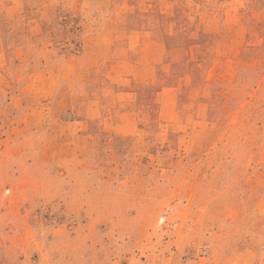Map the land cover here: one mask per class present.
<instances>
[{"label":"rangeland","instance_id":"rangeland-1","mask_svg":"<svg viewBox=\"0 0 264 264\" xmlns=\"http://www.w3.org/2000/svg\"><path fill=\"white\" fill-rule=\"evenodd\" d=\"M0 264H264V0H0Z\"/></svg>","mask_w":264,"mask_h":264}]
</instances>
